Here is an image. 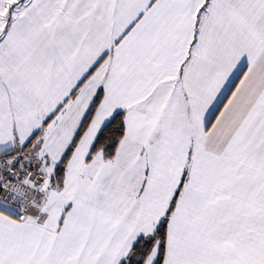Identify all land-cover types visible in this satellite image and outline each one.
<instances>
[{
    "label": "snow or ice",
    "instance_id": "obj_1",
    "mask_svg": "<svg viewBox=\"0 0 264 264\" xmlns=\"http://www.w3.org/2000/svg\"><path fill=\"white\" fill-rule=\"evenodd\" d=\"M0 264H264V0H0Z\"/></svg>",
    "mask_w": 264,
    "mask_h": 264
}]
</instances>
